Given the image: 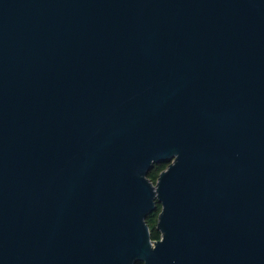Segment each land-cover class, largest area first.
Wrapping results in <instances>:
<instances>
[{
	"label": "water",
	"instance_id": "95a60500",
	"mask_svg": "<svg viewBox=\"0 0 264 264\" xmlns=\"http://www.w3.org/2000/svg\"><path fill=\"white\" fill-rule=\"evenodd\" d=\"M138 261L264 264V0H0V264Z\"/></svg>",
	"mask_w": 264,
	"mask_h": 264
},
{
	"label": "trees",
	"instance_id": "16d2710c",
	"mask_svg": "<svg viewBox=\"0 0 264 264\" xmlns=\"http://www.w3.org/2000/svg\"><path fill=\"white\" fill-rule=\"evenodd\" d=\"M170 161L171 159L155 162L150 168V170L148 171V174H147L148 177L153 182H155L159 172L162 169H164ZM160 210H161V203L157 202L156 207L151 212H149L146 216V222L148 223L150 237L152 239H158L160 238V235H161L160 230L156 226L157 217H158V213ZM136 264H144V263L142 261H138L136 262Z\"/></svg>",
	"mask_w": 264,
	"mask_h": 264
}]
</instances>
